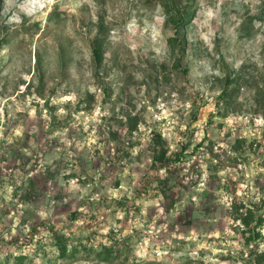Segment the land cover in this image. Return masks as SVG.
<instances>
[{
  "label": "rangeland",
  "instance_id": "374dc122",
  "mask_svg": "<svg viewBox=\"0 0 264 264\" xmlns=\"http://www.w3.org/2000/svg\"><path fill=\"white\" fill-rule=\"evenodd\" d=\"M163 2L0 0V262L264 264L231 216L264 219V0H192L184 56ZM155 133L183 159L152 170Z\"/></svg>",
  "mask_w": 264,
  "mask_h": 264
},
{
  "label": "trees",
  "instance_id": "16d2710c",
  "mask_svg": "<svg viewBox=\"0 0 264 264\" xmlns=\"http://www.w3.org/2000/svg\"><path fill=\"white\" fill-rule=\"evenodd\" d=\"M163 8L166 11V14L168 16V19L171 24H173L172 30H173V38H171V43L177 44V47L179 49V54L181 56H184V53L186 51V45L185 40L183 41V38L181 37V32L188 27L193 19L195 14L194 4L192 0H164L163 2ZM59 17V15H57ZM97 36L95 37L93 44H92V56H93V70L96 79H100L102 70H104V40L103 36L105 33V27L103 25H97ZM103 37V38H102ZM7 42L6 38L0 39V49L2 46ZM235 83V80H231L229 77L226 79L224 90L220 95V98L226 99L227 97L233 95L234 90L231 89L232 84ZM111 97L110 91H108L107 88H104V101L107 102ZM82 108H77V111H84ZM126 124H127V132L132 136V134L138 130V127L140 125V118L138 116H131L128 115L124 117ZM113 138H116V134L114 132L111 133ZM153 155H152V164L151 169L159 171L161 169L168 168L173 163L180 161L183 159L184 151L187 149L188 145L184 147L183 151L177 154H174L175 156H169V148L167 146L166 141L163 139L161 134L155 133L153 135ZM128 144H130L128 142ZM232 207L235 209L231 212V216L233 221H239L244 227L245 230H248L249 232H254L253 236L248 239V242L251 241H257L256 239H259L260 234L256 231L258 227H260L264 219L262 216H257L255 208L252 207H246L245 204H238L233 203ZM255 223L253 226L252 224ZM252 226V227H251ZM249 245V244H248ZM57 249L59 252V259L66 260V261H74V259L77 258L78 251L76 248H73L72 250L68 249V242L65 240V237L62 238L58 244ZM88 256L94 255L93 250H89ZM120 252L119 250H113L112 247H103L101 250L97 253L96 257L98 261H101L102 263L110 262L113 259V256L115 257ZM252 253H255V251H252ZM120 255H118L119 257ZM13 264H31L32 262L28 259L27 256L20 255V256H14L12 258ZM1 264H10L11 263V257H7L4 262H0Z\"/></svg>",
  "mask_w": 264,
  "mask_h": 264
}]
</instances>
